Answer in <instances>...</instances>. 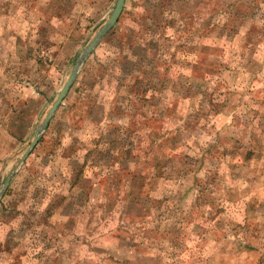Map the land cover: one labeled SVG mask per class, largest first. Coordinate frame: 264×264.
Here are the masks:
<instances>
[{"label":"rangeland","instance_id":"rangeland-1","mask_svg":"<svg viewBox=\"0 0 264 264\" xmlns=\"http://www.w3.org/2000/svg\"><path fill=\"white\" fill-rule=\"evenodd\" d=\"M133 1L139 5L137 11L132 9ZM34 3L0 0V60L7 58L6 49L14 53L11 60L0 61L3 186L9 179L0 199V264H264V149L250 163L243 161L253 120L264 122L260 119L264 117V0H128L124 23L103 38L75 82L83 87L95 74L97 86L92 91L101 103L84 105L90 102L88 85L81 93H75L73 85L22 161L78 56L112 13L83 12L85 28L72 32L81 35L80 40L60 36L49 40L41 35L43 64L32 57L23 63L19 54L29 44L24 39L28 4L33 8L31 19L40 23V6ZM151 3L158 7L152 9ZM184 13L192 29L182 36L178 33V40L188 41L191 51L198 44L201 51L174 49L161 36L162 49L148 50L147 58L149 62L165 58L167 63H158L150 84L149 79L142 84L151 86L149 99L142 102L141 96L129 91L137 76L134 68L125 74V61L106 63L116 52L113 39L125 35L127 25L136 26L141 15L161 22L162 17L181 20ZM219 18L229 19L228 30L217 24ZM144 24L150 26L151 21ZM233 25L236 34L230 31ZM196 29L204 32L200 39L185 38L197 36ZM17 31L18 38L10 34ZM213 66L220 68L215 83ZM219 78L232 94L224 111L215 114L203 92L207 96ZM90 114L98 120H90ZM170 114L184 119L179 123L174 116L166 118ZM13 116L19 119L11 129L21 137L7 131ZM163 120L177 140L173 167L164 176L153 177L154 169L144 162L153 157L146 148L158 143L151 130L162 129ZM125 127L128 133L121 132ZM229 131L243 139L236 149L238 167L226 156L233 149ZM161 140L167 139L162 135ZM260 142L264 146V138ZM130 148L143 153L140 164L121 153ZM102 149L107 155L101 154ZM188 155L195 159L187 160ZM9 156L13 157L3 167ZM184 160L189 168L194 164V170L183 176L178 168ZM80 165L84 167L75 185ZM125 170L143 177L125 176Z\"/></svg>","mask_w":264,"mask_h":264},{"label":"trees","instance_id":"trees-1","mask_svg":"<svg viewBox=\"0 0 264 264\" xmlns=\"http://www.w3.org/2000/svg\"><path fill=\"white\" fill-rule=\"evenodd\" d=\"M136 3V2H135ZM138 3H136L134 5L135 7V11H137L138 9ZM150 7H152V9L157 8L158 5L157 3L150 4ZM160 7V5H159ZM134 14H136V12H134ZM180 17L182 18L181 20H178L177 16H172L171 18L166 17V18H161V22H157L154 21V19L156 18H146L144 17V15H141V18H139L136 22V26H131V25H127L125 28V35L120 33V35H117L114 39H113V48L116 50L114 56H112L111 58L107 59L106 63L108 62H113V61H117V62H123L125 61V74H128L130 71H133L134 68V72L137 73V76L134 79V84L133 86H131V88L129 89L130 92L135 93L139 96H141V101L142 102H147V100L149 99V97L147 98V91L148 89H150V87H143L142 84L146 82L147 79H149V83L150 84V79L155 76L154 74H157V71L155 70V68L160 65L158 63H161L162 65H164L165 63H167V61H165L164 59H157L154 57V59H152V62H149L150 58H147V51L148 50H153L154 52L157 51V49H162L160 46V41H161V36H163L164 40L173 44L174 49H180V50H189V42L188 41H184V42H179L178 40V33H180V36H182L181 34L186 33L187 31H191V25H189V23L187 22V18L188 15L186 13L184 14H180ZM148 19L151 21V25L150 26H146L144 24V21ZM149 37V39L147 38ZM147 39V40H146ZM189 45V46H188ZM158 52V51H157ZM132 53V54H130ZM166 53V52H165ZM117 55V57L115 58V56ZM173 56H175L173 54ZM172 56V57H173ZM149 57V56H148ZM166 57V56H165ZM115 58V59H114ZM171 58L168 60L170 61ZM130 61L133 62V64L130 63ZM146 62L147 64H144L143 62ZM102 65L105 66L107 64ZM168 67H166L165 69H167ZM96 71V70H95ZM215 72V71H214ZM94 79H90L89 82H87L85 84V86L81 87L80 84H78L75 88V93H81V89L85 88L86 85H88L87 89L85 91L89 92V99L90 102L85 103L83 102L84 105H90V106H95L97 104L98 98L96 97L94 91V87L97 86L96 83V75L93 74ZM216 72L211 74V79L213 80V83H215V80L217 77H215ZM162 76H160L161 78ZM218 79V78H217ZM126 80V79H125ZM99 82V81H98ZM80 83V81H79ZM147 84V83H146ZM99 86V85H98ZM232 93L228 92V88L225 87V84L219 85L217 83V85L215 87L212 88V91L209 92L206 96V92H203V96L205 98H209V103L212 105V111H214V113H220L224 111V108L227 106V99L229 98V96ZM137 104V103H136ZM93 110H91L90 113H92ZM193 113V112H192ZM191 113V114H192ZM94 114H90L89 118H91ZM176 117V120L179 121V123L181 121H183L184 116H180L178 114H173L170 116H167L166 118H170V117ZM196 118H198L199 121V115L195 116ZM165 118V119H166ZM180 119V120H178ZM169 120V119H168ZM166 123V122H165ZM188 125V122H186ZM183 125V122H182ZM163 128L161 129V131H163V135H167L168 138L173 139V141H175V137H174V132L169 131L167 128H165L164 125V120H163V124H162ZM138 127H136V129H131L133 130H137ZM168 131H166V130ZM122 130L121 132H129V128L125 127V130L122 128L120 129ZM178 130V129H177ZM176 130V131H177ZM169 133V134H166ZM170 133H174L173 135H170ZM169 140V139H167ZM233 150H230L226 156H228L230 153L231 155L234 154V156L237 155L238 157V151L236 150L237 146L235 144ZM135 148V147H134ZM133 148V150L130 148L128 151L125 150H121V153H123L124 156L126 157H130L131 159H133L135 161V164H140V159L142 158L143 153L138 152L135 153V149ZM146 152L151 151L150 148H146ZM102 153L101 154H106L105 152H107V150L102 149L101 150ZM90 152H92V150H90L88 152V154H90ZM107 155V154H106ZM243 159L249 160L251 159V157L253 156V152L251 150H246L245 152H243ZM153 156V155H152ZM109 159V158H107ZM187 160H189V156L187 158ZM173 161H174V156L173 154H163V153H159V154H154V156L151 158V160L147 161V159L144 161L145 163H148L149 168L152 167L154 170L151 173V175L153 177L155 176H164V174L166 173L167 169L172 168L173 166ZM185 163H183V165L178 168V173L183 172V176L191 171L190 168H193L194 164H191L190 168L187 166L186 161L184 160ZM202 164V162L200 163V165ZM199 165V168H200ZM83 165H80V168L78 169V176L76 179V182L80 180L81 175H82V171H83ZM194 170V168H193ZM136 174V171H131V170H125V176H133ZM139 177H143L141 176L142 174H136ZM152 177V178H153ZM143 181V180H141ZM204 191L202 190V193ZM201 195V193H199V195L197 196V198ZM159 202H163L162 200H159ZM244 226V225H243Z\"/></svg>","mask_w":264,"mask_h":264},{"label":"crops","instance_id":"crops-1","mask_svg":"<svg viewBox=\"0 0 264 264\" xmlns=\"http://www.w3.org/2000/svg\"><path fill=\"white\" fill-rule=\"evenodd\" d=\"M33 1L35 2L34 3V6H37V5L40 6L38 8V12H39L38 13V19H39V22L41 24L40 23H34L33 20L31 19V16H33L32 13H31V11H30L32 7H31V5L28 4L27 5L26 17H25V20H24V27H25V30H24V39L26 40L25 42H29V44H26L25 45L26 46V47H24L25 49L23 48L24 50L21 51V54H19V55L21 57H23V63H27L28 58H31L32 57L34 59L36 58V60H38V61H41L40 64H43V61H44L43 58H45V56L43 54V50L45 48H43V46H42V39L40 38L41 35H47L48 38H49V40H56L58 38V36H60V38H65V39H68V40L69 39H72V38L74 40H80L81 39V35L75 37V36H72V32H78V33H80L85 28L84 22L82 21V18H83L82 13L83 12H87L88 10H91V11L102 10L105 14L108 11L110 12L111 10L113 12V10H114V8L116 6V3H117V0H33ZM127 1L128 0H125V4H124L123 11H122V13L120 15V18H119L118 22L115 24V26H113V29L115 27H117V26L120 27L119 24H122L125 21L124 20L125 15L127 13H129V10H128V7H127ZM133 3H134L133 5L136 4L135 1H133ZM249 3L251 4V2H249ZM133 5H132V9L135 8ZM159 5L165 6V4H159ZM251 7L252 6L250 5L248 9H251ZM219 9L220 8H218V11L217 12H219ZM239 9L240 8H238V7L235 9L237 13L239 12ZM111 14H110V16H111ZM250 14H253V12H250L249 15ZM89 15H91V13H89ZM46 16H48L49 19H46L45 18ZM230 16H231V14H230ZM233 16H234V14H233ZM107 19H105V21ZM218 20H217L218 21L217 24L218 25H221V28L223 30H225V31L228 30V28L230 26L229 19L222 20L221 18H219ZM238 20H239V18H238ZM235 22L238 25V23H237L236 20H235ZM36 26H38V27H36ZM235 30H236V27H235V25H233L231 27L230 31L231 32H235ZM196 31H197V29H196ZM108 33L106 35H108ZM203 33H204L203 30H198L197 31V34H198L197 36L196 35L194 36L192 34H189V35H185V38L186 39L187 38H189V39H192V38L193 39H200L199 35H203ZM236 33L237 32H235V34ZM10 34L11 35H16L17 38L19 36L18 35V31L15 32V33L11 32ZM31 44H32V46H34V44H35V46H34L35 49L34 48H31ZM99 44H98V46H99ZM37 46L40 48L39 51H37V48H38ZM95 49L93 50V52L91 53L90 56H92V54L95 52ZM30 50H32V51H30ZM83 50H82V52H83ZM11 51H12V49L11 50L10 49H6L5 52H4V55H6L7 58L5 60H3V61L2 60H0V61L6 62V60L8 61V59L11 60L12 57L14 56V53L11 52ZM55 51L57 52V51H60V50L59 49H56ZM188 51L189 52L194 51L197 54V53H200L201 48L199 49L198 48V44H196V46L193 47L192 51L191 50H188ZM81 53H80V55H81ZM79 56H78V58H79ZM90 56L87 58V60L82 65L83 68L85 67L87 61L90 60ZM36 63L38 64V62H36ZM82 67H81V69H83ZM213 67L214 68H211V72L210 73L212 74V72L213 73L217 72V74H218L217 77H218L220 75V68H218V70H216V67L217 66H213ZM80 73L81 72H79V74ZM78 77H80V76L78 75ZM78 77L76 78L75 82H77ZM75 82L73 84L74 85L73 87H76L75 85H77V83L75 84ZM238 82H240V81H238ZM217 83L219 85H222V84H225L226 85V83L223 82V80L221 78H219V80L217 81ZM71 89H70V91H71ZM239 89H242V88L239 87L238 89H236V87H235V91H238ZM233 92H234V88H233ZM247 94H248V92H247ZM98 103H101V101L100 100L97 101V104ZM227 103H229V101ZM215 114H217V113H215ZM18 119H19L18 116H13V118H11V120H9V123L7 125L9 128L7 127V131H9L10 136H14V137H21L22 136L21 133L14 132L11 129V126ZM20 119H22V118H20ZM52 119H53V117H52ZM52 119H51V121H52ZM260 119H262V121H263L264 120V117L261 116ZM90 120H98V118L95 115H93L90 118ZM233 120H234V118H233ZM51 121H50V123H51ZM234 122H235V124H236V122L238 124V121H237L236 117H235V121ZM229 130L232 131V129H229ZM151 131H152V135L154 136L152 139L155 140V141H158V143H155L154 142L155 146H157V147H155V146L152 147V149L150 151V155L151 156L152 155L154 156V154H159L160 152L163 153V154H173L174 153V150H175V148L173 146L176 145L177 140L174 139L175 141H173V139L167 138L164 135V139H169V140L168 141L165 140L162 143L161 136L163 135V133H162L163 131H161L160 128L157 129L155 127H153ZM230 131L228 132V138L231 140V142L233 144H235L236 146L238 144L241 145V140H243V139L241 138V140H238L237 139V136H236L237 134H235L234 132H231L232 133L231 134ZM257 131H260V132L257 133ZM220 136L223 137L222 135H220ZM261 138H264V122H256V121L253 120V122H252V124L250 126L249 141L247 142V144L249 146L248 149L253 152V156L247 162L250 163L252 161V159L253 158H256L260 154V151L262 149H264V146L260 142V139ZM233 149H235L234 148V145H233ZM188 156H189V160H191V161H193L195 159V157H193V155H188ZM188 156H187V158H188ZM228 157H229V161H234L232 163L233 164H236L235 167H238V165H239L238 162L241 161V160L237 157V155L234 156V154L231 155V153H230L228 155ZM197 158L198 157H196V159ZM199 158L200 159L203 158V153L200 154ZM243 161H245V160H243ZM72 162L73 163L74 162L77 163L76 160H73ZM200 166L202 167V164ZM78 183H79V181H77V183H74V184L76 185ZM249 211H250V209L248 210V212ZM247 217H248V215H247ZM244 227L245 228H248L249 227L248 222H245L244 223ZM251 247H253V246H251Z\"/></svg>","mask_w":264,"mask_h":264},{"label":"water","instance_id":"water-1","mask_svg":"<svg viewBox=\"0 0 264 264\" xmlns=\"http://www.w3.org/2000/svg\"><path fill=\"white\" fill-rule=\"evenodd\" d=\"M125 4V0H117L116 6L111 14V16L98 28L96 33L93 35V37L89 40V42L86 44L83 52L79 56V58L76 60L72 72L67 80V82L64 84L62 87L60 93L57 95L55 100L53 101L52 105L48 109L47 113L41 120V122L38 124L35 133L30 140L28 149L24 156L22 157V161L31 153V151L35 148V146L38 144L40 138L43 135L44 130L47 128L49 125L54 113L57 111V109L60 107L62 104L63 100L66 98L68 95L70 89L72 88L76 78L78 77V74L81 70L82 65L84 62L87 60V58L91 55L93 50L98 46V44L101 42L103 37L115 26V24L118 22L120 15L123 11ZM14 156V155H13ZM13 156H9L4 162H3V167L7 163L9 159H11ZM1 174L2 171L0 172V199L4 191V186L6 183H8L9 179L6 181V183H2L1 179Z\"/></svg>","mask_w":264,"mask_h":264}]
</instances>
